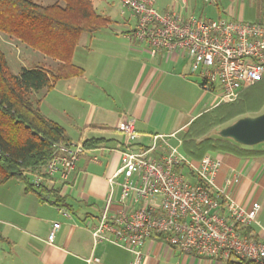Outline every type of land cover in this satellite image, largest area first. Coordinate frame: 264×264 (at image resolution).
Returning <instances> with one entry per match:
<instances>
[{
    "label": "crops",
    "instance_id": "obj_1",
    "mask_svg": "<svg viewBox=\"0 0 264 264\" xmlns=\"http://www.w3.org/2000/svg\"><path fill=\"white\" fill-rule=\"evenodd\" d=\"M210 2L216 5L217 18L204 14ZM93 3L111 23L81 34L73 62L83 73L59 79L52 88L34 92L33 98L45 116L63 126L69 140L102 137L104 142L87 148L68 180L49 177L36 185L40 193L26 190L19 179L21 184L13 187H8L10 181L0 186V263L242 264L238 259L224 261L182 252L161 235L147 238L138 247L139 257L117 243L94 240L92 227L110 196L112 209L119 204L120 188L116 186L111 195L109 183L120 167L125 141L119 121L136 119L138 135L131 144L135 150L149 147L156 134L167 135L170 145H179L190 123L219 104V93L202 89L187 50L153 52L148 43L138 41L133 34L137 17L121 1V7L113 0ZM156 8L184 17L264 23V0H156ZM4 39L15 40L9 36ZM58 64L45 56L44 63L22 67L55 69ZM167 150L162 144L154 154L159 156ZM251 150L256 152L245 155L218 151L213 156L221 160L216 185L246 208L254 202L261 204L256 221L243 228L245 234L257 238L264 229V147L252 146ZM117 180H123V176ZM58 197L61 200L56 202ZM55 222L60 226L51 242L48 235ZM105 234L114 238L110 232Z\"/></svg>",
    "mask_w": 264,
    "mask_h": 264
},
{
    "label": "built area",
    "instance_id": "obj_2",
    "mask_svg": "<svg viewBox=\"0 0 264 264\" xmlns=\"http://www.w3.org/2000/svg\"><path fill=\"white\" fill-rule=\"evenodd\" d=\"M120 1L137 17L135 38L148 43L153 52L187 50L202 89L219 93V104L237 100L245 89L264 79L263 22L184 17L176 11L160 12L156 0ZM118 129L125 141L120 167L109 183L111 195L116 186L120 188L119 204L112 209L110 196L92 227L95 241L109 240L139 257L138 247L147 238L161 235L182 252L264 264V229L257 238L243 232L256 221L261 204L254 202L246 208L216 185L221 165L218 157L207 153L194 163L170 145L164 134L153 135L149 147L135 150L131 144L138 135L136 119H121ZM160 139L168 150L155 156ZM86 150L82 141L55 143L43 167L46 176L35 175L31 182L36 186L49 177L68 180ZM119 175L123 180H117ZM59 226L54 223L49 241L54 240ZM107 232L114 238L106 236Z\"/></svg>",
    "mask_w": 264,
    "mask_h": 264
},
{
    "label": "trees",
    "instance_id": "obj_3",
    "mask_svg": "<svg viewBox=\"0 0 264 264\" xmlns=\"http://www.w3.org/2000/svg\"><path fill=\"white\" fill-rule=\"evenodd\" d=\"M110 23L108 16L95 10L93 0H53L52 3L0 0V32L59 63L55 69L22 67L19 73H14L0 48V186L19 179L26 190L40 193L30 176L45 177L43 167L53 154L54 144L69 139L60 123L42 113L33 94L52 88L59 79L81 75L83 69L73 62L81 34ZM263 106L264 79L245 89L239 99L220 103L196 117L183 134L182 151L194 163H199L210 151L254 154L252 146L208 133L215 126L233 123L234 118L247 112L256 116ZM103 142L102 137L83 141L87 148ZM59 200L61 197L56 202Z\"/></svg>",
    "mask_w": 264,
    "mask_h": 264
},
{
    "label": "rangeland",
    "instance_id": "obj_4",
    "mask_svg": "<svg viewBox=\"0 0 264 264\" xmlns=\"http://www.w3.org/2000/svg\"><path fill=\"white\" fill-rule=\"evenodd\" d=\"M35 1L43 2V3H49V2H52L53 0H35ZM113 1L115 2V5L117 7H121V3L119 0H113ZM207 5H209V6H207ZM206 6H207V8H206L205 13H204L205 16L217 18V14H216L217 12H216L215 7H214L216 5H214L213 2H210V3H207ZM119 10H120V8H119ZM123 10L127 11V13L130 15V12L127 9H123ZM197 14H201L200 11H198ZM205 16H203L201 18L207 19ZM223 18H225V17H223ZM5 37H8V35L3 33V32H0V48L5 52V54L7 56V60H8L9 65H10V68L14 73L20 71L23 64H31L33 62H35L36 64H40V62L44 63V57L46 55L42 54L39 51L33 50L31 47L27 46L26 44L22 43L21 41H19L17 39H15L14 42H12V41L5 40L4 39ZM50 59H52V58H50ZM213 96L215 97L214 94H212V97ZM263 111H264V106L261 109L260 113H262ZM254 114H255L254 112H247L245 114V116L246 115L253 116ZM241 117H243V116H241ZM236 119H238V117L234 118L233 121H235ZM223 127H225L224 124L215 126L214 128H212L209 131L208 136L219 135L218 132ZM162 144H163V140L161 142H157V150H159V148L162 147ZM172 146L178 147L180 152L184 153L182 151V148H181V142H179V145H172ZM256 146L264 147V142L253 145V147H256ZM217 152L218 151H210L208 153L213 155ZM189 159L191 160V158H189ZM30 178H31V180H34L35 175H31ZM8 182H9V184H7V185H9L8 187H13L16 183H20V181H17V179L16 180H14V179L8 180ZM3 263H0V264H3Z\"/></svg>",
    "mask_w": 264,
    "mask_h": 264
},
{
    "label": "water",
    "instance_id": "obj_5",
    "mask_svg": "<svg viewBox=\"0 0 264 264\" xmlns=\"http://www.w3.org/2000/svg\"><path fill=\"white\" fill-rule=\"evenodd\" d=\"M218 134L235 142L253 146L264 142V111L256 116L246 115L221 128Z\"/></svg>",
    "mask_w": 264,
    "mask_h": 264
}]
</instances>
